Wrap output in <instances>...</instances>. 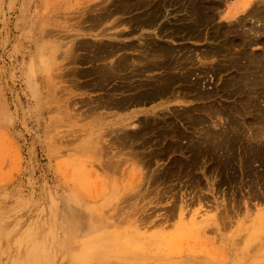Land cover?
Segmentation results:
<instances>
[{"label": "rangeland", "instance_id": "1", "mask_svg": "<svg viewBox=\"0 0 264 264\" xmlns=\"http://www.w3.org/2000/svg\"><path fill=\"white\" fill-rule=\"evenodd\" d=\"M153 1L0 0V264H264V2Z\"/></svg>", "mask_w": 264, "mask_h": 264}, {"label": "bare ground", "instance_id": "2", "mask_svg": "<svg viewBox=\"0 0 264 264\" xmlns=\"http://www.w3.org/2000/svg\"><path fill=\"white\" fill-rule=\"evenodd\" d=\"M110 1V0H109ZM155 1V0H154ZM153 1V2H154ZM152 2V3H153ZM211 2V1H210ZM224 2V1H223ZM259 2H264V0H240L239 1V3L238 4H240V6H237V5H234V6H231L230 8H228L229 10H228V12H227V16H226V19H231V20H233V21H231L230 20V23L231 22H234V20L235 21H238V22H243V23H245L244 21H241V20H243L244 18H246V17H249V16H251V17H253V16H255L256 14H257V10H256V8H255V6H257V4L259 3ZM103 3V2H102ZM107 3V2H106ZM212 3V2H211ZM105 4V3H104ZM104 4H102V5H104ZM108 4V3H107ZM206 4V3H205ZM213 4V3H212ZM260 4V3H259ZM261 4H263V3H261ZM94 5H100V4H94ZM106 6V5H105ZM104 6V7H105ZM264 6V5H263ZM96 7V6H95ZM103 7V8H104ZM169 7V6H168ZM167 7V8H168ZM261 7V6H260ZM86 8L88 9V6H86ZM86 8H83L84 10H85V12H87L86 11ZM92 8H94L93 6H92ZM101 8V7H100ZM111 8H112V6H111ZM110 8V9H111ZM170 8V7H169ZM215 8V7H214ZM218 8H219V6H218ZM97 9V8H96ZM95 8H94V11L96 10ZM83 10V11H84ZM89 10H92V12H93V9H89ZM101 11H102V9H100ZM107 10V9H106ZM141 10V9H140ZM264 10V9H263ZM97 11V10H96ZM99 11V10H98ZM110 11V10H109ZM108 11V12H109ZM184 11V10H183ZM118 12V11H117ZM134 12H135V10H134ZM91 13V12H90ZM259 13V12H258ZM81 14V13H80ZM82 14H83V12H82ZM87 14V13H86ZM121 14V13H120ZM83 16V15H82ZM122 17V16H121ZM167 17V16H166ZM108 18V17H107ZM120 18V16H118V18L117 19H119ZM197 18V17H196ZM256 18V17H255ZM86 19H88V18H86ZM164 19V18H163ZM248 21H249V18H246ZM245 19V20H246ZM194 20V19H193ZM256 20H259V22L261 21V18L259 19V18H257ZM89 21H91V20H89ZM103 21H105V19L103 20ZM254 21H255V19H254ZM178 22V21H177ZM180 22V21H179ZM258 22V21H257ZM93 23V22H92ZM120 23V22H119ZM124 23V22H123ZM122 23V24H123ZM158 23H159V21H158ZM228 23H229V21H228ZM227 23V26L230 24H228ZM237 23V22H236ZM253 23V22H252ZM256 23V22H255ZM254 23V24H255ZM261 23H263V21L261 22ZM90 24V23H89ZM125 24V23H124ZM101 25V24H100ZM239 25V24H238ZM240 25H241V23H240ZM239 25V26H240ZM242 25H244V24H242ZM247 25V24H246ZM245 25V26H246ZM255 25H257V23L255 24ZM264 25V24H263ZM142 26V25H141ZM157 26V25H156ZM230 26V25H229ZM238 26V27H239ZM258 26H259V23H258ZM237 27V26H236ZM237 27V28H238ZM249 27H250V25H249ZM252 27H253V25H252ZM252 27L251 28H248L249 30H250V32H252V31H254V30H252ZM93 28V27H92ZM95 28V27H94ZM137 28V27H136ZM229 28V27H228ZM240 28V27H239ZM245 28V27H244ZM264 28V27H263ZM263 28H262V30H263ZM103 29L104 28H102V31H103ZM107 29H109V28H107ZM121 29H124V28H121ZM152 29V28H151ZM222 29H223V27H222ZM227 29V28H226ZM241 29H243V28H241ZM246 29H247V27H246ZM105 31H106V29H104ZM124 30H126V29H124ZM149 30H150V28H149ZM154 30H156V28L155 29H153V31ZM235 30V29H234ZM257 30V29H256ZM116 31V30H115ZM117 31H119V30H117ZM123 31V30H122ZM101 32V31H100ZM110 32V31H109ZM112 32V31H111ZM120 32V31H119ZM256 32V31H255ZM255 32H253L254 33V35H255ZM258 32H260V31H258ZM263 32V31H262ZM98 33H99V31H98ZM97 33V34H98ZM114 33V32H113ZM115 33H117V32H115ZM114 33V34H115ZM231 33V32H230ZM234 33V32H233ZM247 33H248V31H247ZM73 34H76V33H73ZM78 34V33H77ZM92 34H94V33H92ZM97 34H95V35H97ZM166 34H168V33H166ZM170 34V33H169ZM207 34V33H206ZM238 34V33H237ZM246 34V33H245ZM257 34H259V33H257ZM263 34H264V32H263ZM54 35V34H53ZM116 35V34H115ZM182 35V34H181ZM240 35V34H239ZM248 35V34H247ZM253 35V34H252ZM261 34H259L258 36H260ZM107 36V35H106ZM110 36V35H109ZM179 36V35H178ZM246 36V35H245ZM95 37H98V38H96L97 40H99V39H103V38H105L104 36H103V38H102V36H100V35H97V36H95ZM111 37V36H110ZM143 37V36H142ZM149 37V36H148ZM182 37V36H181ZM250 36L248 35V38H249ZM253 37V36H252ZM252 37H250L251 39H252ZM116 38V37H115ZM151 38V37H150ZM247 38V37H246ZM247 38V39H248ZM125 39V38H124ZM74 40H75V38H74ZM74 40H72V42L74 41ZM111 40H114L113 38L111 39ZM141 40H142V38H141ZM198 40V39H197ZM242 40V39H241ZM246 40V39H245ZM245 40H244V42H245ZM254 40H255V38H254ZM103 41V40H102ZM143 41V40H142ZM170 41V40H169ZM194 41H196V40H194ZM200 40H198V42H199ZM212 41V40H211ZM70 42V41H69ZM72 42H70V43H68V45H67V47L65 48V49H63V50H65V54L67 55V54H69L72 50H74L73 48V43ZM122 42V41H121ZM201 42V41H200ZM172 43V42H171ZM258 43V42H257ZM256 43V44H257ZM86 44V43H85ZM256 44H254V45H256ZM260 43H258V45H259ZM141 45V44H140ZM143 45V44H142ZM253 45V44H252ZM56 44H51L50 45V47H49V52H51V51H53L54 49H56ZM63 46V45H62ZM89 46V45H88ZM248 46H251V45H248ZM53 47H55V48H53ZM117 47V46H116ZM236 47V49H238V47L237 46H235ZM244 47V45H242V48ZM247 47V46H246ZM151 48V47H150ZM177 48V47H176ZM175 48V49H176ZM227 48V47H226ZM229 48V47H228ZM138 49H140V48H138ZM182 49V48H181ZM235 49V48H234ZM233 49V50H234ZM46 50H47V48H46V45L44 46V48H43V56H44V58L45 59H47V57H49L50 55H49V52H47L46 53ZM192 50H193V48H192ZM191 50V51H192ZM249 50V49H248ZM78 51V50H77ZM77 51H74V52H77ZM127 51V50H126ZM125 51V52H126ZM148 51V50H147ZM194 51H195V49H194ZM201 51V50H200ZM61 52V51H60ZM63 52V51H62ZM122 52V51H121ZM180 52V51H179ZM214 52V51H213ZM233 52V51H232ZM248 52H250V51H248ZM73 53V52H72ZM91 53V52H90ZM120 53V52H119ZM136 53V52H135ZM144 53V52H143ZM190 53V52H189ZM222 53H224V52H222ZM221 53V54H222ZM228 53H229V50H228ZM244 53V52H243ZM253 53V52H252ZM77 54V53H76ZM76 54H74V56L76 55ZM105 54V53H104ZM115 54V53H114ZM137 54H138V52H137ZM197 55H196V57H197V59H200V56L201 55H198V53H196ZM202 54V53H201ZM204 54H205V52H204ZM213 54V53H212ZM62 55V54H61ZM154 55V54H153ZM158 55V54H157ZM214 55V54H213ZM212 55V56H213ZM230 55V54H229ZM241 55H242V53H241ZM254 55V54H253ZM64 56V55H63ZM71 56V55H70ZM73 56V57H74ZM77 56V55H76ZM144 56V55H143ZM149 56V55H148ZM207 56H209V55H207ZM231 56H233V55H231ZM68 57V56H67ZM133 57V56H132ZM206 56L204 55V58H205ZM217 57V56H216ZM66 58V57H65ZM72 58V57H71ZM76 58V57H75ZM105 58H107V57H105ZM120 58V57H119ZM123 58V57H122ZM139 58V57H138ZM147 58V57H146ZM202 58V57H201ZM258 58V57H257ZM150 59V58H149ZM230 59V58H229ZM144 60V59H143ZM190 61H191V59H189ZM194 60V59H193ZM261 60H262V58H261ZM39 61H40V58H39ZM69 61V60H68ZM102 61V60H101ZM130 61V60H129ZM139 61V60H138ZM183 61V60H182ZM239 61V60H238ZM244 61V60H243ZM102 62H104V61H102ZM106 62V61H105ZM109 62V61H108ZM113 62V61H112ZM130 62H133L132 60L130 61ZM253 62V61H252ZM259 62H260V60H259ZM43 63V62H42ZM41 62L39 63V65L42 67V68H44L43 67V64H42ZM64 63V62H63ZM66 63V62H65ZM69 63V62H68ZM73 63H74V61H73ZM111 63V62H110ZM109 63V64H110ZM206 63H208V62H206ZM105 64V63H104ZM113 64H115L114 62H113ZM133 64V63H132ZM135 64V63H134ZM204 64V63H203ZM212 64V63H211ZM227 64V63H226ZM242 64V63H241ZM261 64V63H260ZM38 64H37V66H39ZM140 65V64H139ZM105 66V65H104ZM211 66V65H210ZM109 67H111V66H109ZM131 67V66H130ZM129 67V68H130ZM212 67V66H211ZM247 67H248V65H247ZM73 68V67H72ZM112 68H113V66H112ZM111 68V69H112ZM264 68V67H263ZM154 69H156V68H154ZM213 69V68H212ZM129 71H130V69H128ZM261 70V69H260ZM71 71V70H70ZM74 71V70H73ZM132 71V70H131ZM254 71V70H253ZM257 71V70H256ZM118 72V71H117ZM121 72V71H120ZM119 72V73H120ZM163 72V71H162ZM196 73H197V71H196ZM204 73V72H203ZM208 73V72H207ZM209 73H211V72H209ZM255 73V72H254ZM62 74H64V73H61V75ZM66 74V73H65ZM262 74H264L263 72H262ZM112 75V74H111ZM129 75V74H128ZM153 75V74H152ZM252 75V74H251ZM58 76V75H57ZM124 76V75H123ZM148 76H149V74H148ZM212 76V75H211ZM239 76V75H238ZM119 77V76H118ZM130 77V76H129ZM134 77V76H133ZM246 77V76H245ZM264 77V76H263ZM147 80V79H146ZM192 81V80H191ZM244 81H246V79L244 80ZM260 81V80H259ZM149 82V81H148ZM232 82V81H231ZM248 82V81H247ZM262 82V81H261ZM264 84V83H263ZM141 86V85H140ZM91 87V86H90ZM98 87V86H97ZM234 87V86H233ZM252 87H254V86H252ZM256 87V86H255ZM153 88V87H152ZM251 88V87H250ZM249 88V89H250ZM254 89V88H253ZM251 90V89H250ZM106 92V91H105ZM230 92V91H229ZM245 92V91H244ZM114 94V93H113ZM123 94V93H122ZM262 94V93H261ZM107 95V94H106ZM250 95V94H249ZM253 95V94H252ZM255 95V94H254ZM109 96V95H108ZM168 97V96H167ZM105 98V97H104ZM258 98V97H257ZM90 99V98H89ZM98 99V98H97ZM96 99V100H97ZM111 99H112V97H111ZM237 99V98H236ZM105 100V99H104ZM134 100V99H133ZM159 100V99H158ZM238 100V99H237ZM236 100V101H237ZM262 100V99H261ZM98 101V100H97ZM112 101V100H111ZM132 101V100H131ZM136 101V100H135ZM244 101V100H243ZM163 102V101H162ZM161 102V103H162ZM245 102V101H244ZM93 103V102H92ZM98 103V102H97ZM163 103H165V102H163ZM262 103H264V102H262ZM96 104V103H95ZM94 104V105H95ZM137 104V103H136ZM160 104V103H159ZM139 105V104H138ZM158 105V104H157ZM96 107H97V105H95ZM127 106V105H126ZM151 106V105H150ZM103 107V106H102ZM101 107V108H102ZM109 107V106H108ZM160 107V106H159ZM105 108V107H104ZM106 109H107V107H106ZM126 109V108H125ZM158 109V108H157ZM159 109H162V108H159ZM249 109H251L250 107H249ZM261 109H263V108H261ZM136 110V109H135ZM135 110H133V112H131L130 111V113H128L127 115H129V114H132V113H135L134 111ZM144 110V109H143ZM163 110V109H162ZM215 110V109H214ZM221 110V109H220ZM259 110V109H258ZM138 111V110H137ZM142 111V110H141ZM140 111V112H141ZM145 111V110H144ZM226 111V110H225ZM152 112V111H151ZM217 112V111H216ZM215 112V113H216ZM221 112V111H220ZM264 112V111H263ZM154 113V112H153ZM156 113H158V112H156ZM238 112H235V114H237ZM251 113V112H250ZM245 114H247L246 112H245ZM127 115H125V116H127ZM144 115V114H143ZM157 115V114H156ZM189 115V114H188ZM215 115V114H214ZM239 115V114H238ZM130 116V115H129ZM147 116V115H146ZM216 116H217V113H216ZM220 116V114H218V117ZM254 117V116H253ZM134 118V117H133ZM138 118V117H137ZM144 118H145V116H144ZM243 118V117H242ZM264 118V117H263ZM116 120L118 121V119H115V122H116ZM133 121H134V119H133ZM132 121V122H133ZM140 121V120H139ZM154 121V120H153ZM214 121V120H213ZM129 122V121H128ZM127 122V123H128ZM130 122H131V120H130ZM130 123V125L129 124H127V125H129V127L131 126L133 129L134 128H136L135 126L137 125V123H135V122H133V123ZM243 122V121H242ZM120 124H123V123H120ZM259 124V123H258ZM257 124V125H258ZM140 125V124H139ZM244 125V124H243ZM261 125V124H260ZM263 125V124H262ZM120 126V125H119ZM119 126H117L118 128H124L123 127V125H121L122 127H119ZM124 126H125V123H124ZM223 126V125H222ZM128 127V126H127ZM126 127V128H127ZM262 127V126H261ZM117 128V129H118ZM125 128V129H126ZM243 128H244V126H243ZM223 129V128H222ZM243 130V129H242ZM124 131V130H123ZM122 131V132H123ZM116 132V131H115ZM117 132H119V129H118V131ZM120 132H121V130H120ZM205 132V131H204ZM258 133V132H257ZM232 134V133H231ZM212 135H214V134H212ZM250 135V134H249ZM255 135V134H254ZM116 136H117V134H116ZM210 136V135H209ZM220 137V136H219ZM218 137V138H219ZM128 138V137H127ZM250 138V137H249ZM251 138H253V137H251ZM258 138V137H257ZM120 139V138H119ZM174 139V138H173ZM214 139V138H213ZM229 139V138H228ZM251 140H253V139H251ZM116 141H117V138H116ZM120 141V140H119ZM135 141V140H134ZM245 141L247 142V140L245 139ZM134 143V142H133ZM124 144V143H123ZM127 144H129V143H127ZM203 145V144H202ZM132 146V145H131ZM215 147H218V146H216L215 145ZM225 147V146H224ZM221 151V150H220Z\"/></svg>", "mask_w": 264, "mask_h": 264}]
</instances>
